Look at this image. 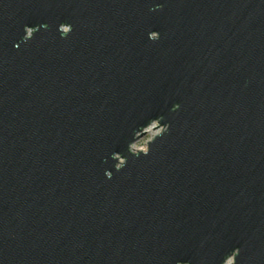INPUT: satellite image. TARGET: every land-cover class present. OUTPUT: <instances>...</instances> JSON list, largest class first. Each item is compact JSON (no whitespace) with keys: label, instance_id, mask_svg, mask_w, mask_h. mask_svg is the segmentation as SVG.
<instances>
[{"label":"water","instance_id":"1","mask_svg":"<svg viewBox=\"0 0 264 264\" xmlns=\"http://www.w3.org/2000/svg\"><path fill=\"white\" fill-rule=\"evenodd\" d=\"M0 264H264V0H0Z\"/></svg>","mask_w":264,"mask_h":264},{"label":"rangeland","instance_id":"2","mask_svg":"<svg viewBox=\"0 0 264 264\" xmlns=\"http://www.w3.org/2000/svg\"><path fill=\"white\" fill-rule=\"evenodd\" d=\"M157 131L158 130H155L153 127H150L142 138L133 143V149H146L147 141H149Z\"/></svg>","mask_w":264,"mask_h":264}]
</instances>
